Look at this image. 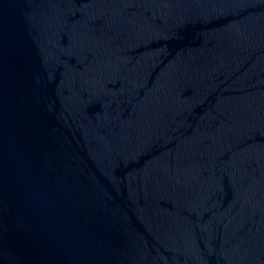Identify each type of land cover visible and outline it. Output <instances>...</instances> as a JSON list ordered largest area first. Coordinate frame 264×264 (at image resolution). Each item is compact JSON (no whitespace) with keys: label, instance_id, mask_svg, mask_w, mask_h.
I'll use <instances>...</instances> for the list:
<instances>
[{"label":"water","instance_id":"1","mask_svg":"<svg viewBox=\"0 0 264 264\" xmlns=\"http://www.w3.org/2000/svg\"><path fill=\"white\" fill-rule=\"evenodd\" d=\"M0 264H264V0H0Z\"/></svg>","mask_w":264,"mask_h":264}]
</instances>
